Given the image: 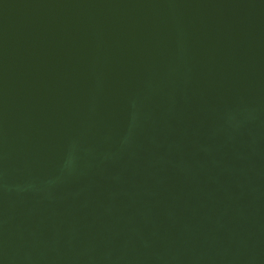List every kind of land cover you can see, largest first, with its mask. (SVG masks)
Wrapping results in <instances>:
<instances>
[{"label": "water", "instance_id": "95a60500", "mask_svg": "<svg viewBox=\"0 0 264 264\" xmlns=\"http://www.w3.org/2000/svg\"><path fill=\"white\" fill-rule=\"evenodd\" d=\"M0 264H264V0H0Z\"/></svg>", "mask_w": 264, "mask_h": 264}]
</instances>
